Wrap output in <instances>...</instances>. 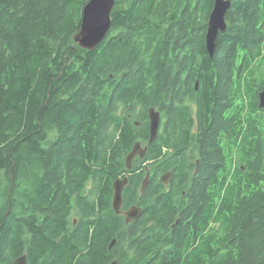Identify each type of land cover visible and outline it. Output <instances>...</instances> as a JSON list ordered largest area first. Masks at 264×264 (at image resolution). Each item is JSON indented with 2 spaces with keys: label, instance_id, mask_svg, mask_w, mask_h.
Wrapping results in <instances>:
<instances>
[{
  "label": "trees",
  "instance_id": "obj_1",
  "mask_svg": "<svg viewBox=\"0 0 264 264\" xmlns=\"http://www.w3.org/2000/svg\"><path fill=\"white\" fill-rule=\"evenodd\" d=\"M89 1L0 0V264H264V0L233 4L214 59L215 0H116L92 51L75 42ZM157 105L174 129L151 152L200 125L192 216L168 236L176 211L164 197L125 235L112 209L135 142L125 115Z\"/></svg>",
  "mask_w": 264,
  "mask_h": 264
},
{
  "label": "flooded vegetation",
  "instance_id": "obj_2",
  "mask_svg": "<svg viewBox=\"0 0 264 264\" xmlns=\"http://www.w3.org/2000/svg\"><path fill=\"white\" fill-rule=\"evenodd\" d=\"M243 1V0H233V4ZM208 26V23H207ZM207 35V28L205 30V41ZM197 90V89H196ZM233 100L234 97L232 98ZM194 114L196 115L198 112L197 102H194ZM184 106L190 111L192 107V100L190 95H188L187 99L184 100ZM238 103L231 102L229 105L231 108L236 106ZM151 109H155L157 113L160 115V125L157 133V137L153 143L159 141L162 137L166 136V132L170 138L171 132L170 129H174V120L173 117H170L161 106H151L147 110V114H143V118L139 119H131L129 118L125 120L124 123L130 122L131 126L134 130L135 142L124 156V166L126 172H122L117 180H124L128 178V185L126 186L123 192V204L121 206L120 212L121 214H117L112 206L113 211L119 218L121 222V226L123 228V234L127 235L130 228L135 227L141 217L152 208L153 204H158V201H162L164 197H168V201L171 202L172 207L176 211V217L173 221H171L168 236H172L175 234V231L188 221L183 222V214L188 217L192 214L190 212L191 207V198L188 197L190 190H194L195 183L194 180L197 179V175L202 165V154L199 146V140L202 137V132L200 130V125L198 122L194 124L192 130H190V134L188 135V140L185 142V138H182L181 143L176 148L162 145L161 143H157V152H151L149 150L150 142V117L149 112ZM124 108L120 109V113L122 114ZM230 112V110H229ZM228 113V111H227ZM223 135L222 131L219 133L218 139ZM193 142V143H192ZM140 143L143 150H146L145 155L142 157L137 155L132 163V168L128 169L126 166V159L128 155L132 152L135 144ZM152 143V144H153ZM162 147L159 152L158 148ZM145 174L143 178L140 176ZM148 179L146 186L143 189V185L145 181ZM164 179V182H163ZM167 180V182H165ZM115 181V182H116ZM139 181H141V185L138 186ZM93 182L90 181L82 188V199L93 196ZM113 194H114V188ZM80 193V194H81ZM78 194L73 196L72 204H77ZM113 202V196H112ZM154 207V206H153ZM139 212V216L134 220L132 216H128L127 214L131 212ZM187 217V218H188ZM82 220V217H76L74 225L77 226L78 222ZM118 243V239L115 238L112 240L108 251L112 253L114 247ZM123 249L126 254H129L130 258H134L136 255V250L129 247V245H123ZM124 258V255H114L113 261L110 264H119L120 259Z\"/></svg>",
  "mask_w": 264,
  "mask_h": 264
},
{
  "label": "water",
  "instance_id": "obj_3",
  "mask_svg": "<svg viewBox=\"0 0 264 264\" xmlns=\"http://www.w3.org/2000/svg\"><path fill=\"white\" fill-rule=\"evenodd\" d=\"M116 5V0H90L84 8L81 29L75 37V42L83 49L92 51L99 44H101L107 37L112 27V12ZM233 7V0H215L214 6L209 17L206 35L207 52L211 59H214L217 40L221 34L227 32L229 25L227 23V16ZM260 109L264 110V86L259 93ZM150 117V144H152L158 133L160 125V115L151 109ZM147 148L143 150L140 143L135 144L132 152L126 159V166L128 169L132 168L133 160L137 155L144 156ZM148 179L143 185L146 186ZM164 182V179H163ZM167 182V180H165ZM128 185V178L124 180H117L113 184L114 194L112 206L117 214H121L120 209L123 204V192ZM132 216L133 220L139 216V212H131L127 214ZM14 264H28L27 255L17 258ZM115 264V263H114Z\"/></svg>",
  "mask_w": 264,
  "mask_h": 264
}]
</instances>
